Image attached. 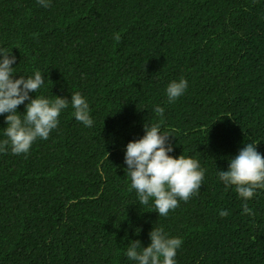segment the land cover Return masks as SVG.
Returning a JSON list of instances; mask_svg holds the SVG:
<instances>
[{"label":"trees","instance_id":"obj_1","mask_svg":"<svg viewBox=\"0 0 264 264\" xmlns=\"http://www.w3.org/2000/svg\"><path fill=\"white\" fill-rule=\"evenodd\" d=\"M47 2L0 0V49L16 57L13 79L44 77L32 98L78 92L93 125L69 104L47 140L0 153V264H136L128 243L146 248L160 227L183 241L176 264H264V189L247 201L254 215L242 214L217 175L245 143L264 156V0ZM181 78L186 91L168 103ZM145 123L173 136L170 156L205 169L167 217L140 205L125 175L126 146Z\"/></svg>","mask_w":264,"mask_h":264},{"label":"clouds","instance_id":"obj_2","mask_svg":"<svg viewBox=\"0 0 264 264\" xmlns=\"http://www.w3.org/2000/svg\"><path fill=\"white\" fill-rule=\"evenodd\" d=\"M47 8V0H37ZM116 42L120 34H114ZM16 57L12 51L0 49V115H5V139L0 140V153L10 149L13 155L27 154L32 144L39 138L47 140L50 132L58 126L62 110L69 104L74 109L72 115L76 121L86 127L93 125L89 105L80 93L67 98L57 97L49 100L44 97L32 98L29 93H37L45 83L42 74L37 71L31 77L20 76L13 79V64ZM187 89V81L181 78L172 81L166 88L167 102L173 103ZM28 102L25 104V102ZM25 105L24 114L17 109ZM157 116L163 117L164 108H154ZM144 136L129 142L126 146L124 163L127 165L125 175L130 178L129 191L135 190L140 205L155 208L159 217H167L170 210L179 206V201L187 202L202 186L205 169L199 162L169 155L173 146L169 142L171 135L163 134L159 124L144 125ZM227 170L217 171L218 179L225 189L234 188L242 200V214L254 215L247 205L258 189H264V156L257 151V144L245 143L238 154L231 158ZM219 215L225 217L227 212L221 210ZM139 232V230H137ZM150 245L142 247L140 240L130 241L125 255L136 264H176L177 249L183 243L180 238H170L162 227L153 228L149 233ZM127 239V237H125Z\"/></svg>","mask_w":264,"mask_h":264}]
</instances>
